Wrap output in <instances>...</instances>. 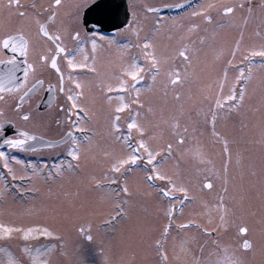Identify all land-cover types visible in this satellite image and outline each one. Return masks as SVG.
<instances>
[{
	"label": "flooded vegetation",
	"instance_id": "1",
	"mask_svg": "<svg viewBox=\"0 0 264 264\" xmlns=\"http://www.w3.org/2000/svg\"><path fill=\"white\" fill-rule=\"evenodd\" d=\"M214 2V0H62L57 16L54 21L48 22V26L51 31L57 29L63 31L64 42L70 51L76 53L77 61L89 65L88 67L71 68L63 53L56 56L55 43L39 31L37 21L44 23L51 15L52 9L49 5L53 3V0H18L21 6L19 9L15 0L11 5L9 0H0V40L5 35L22 33L26 40L28 51L26 58L29 63L37 61L39 64L38 57L41 54L49 57L56 56L60 71L64 74L61 79L60 73L51 66L49 60L47 64L38 66L35 73L29 72L27 82L22 84L19 90L0 92V95L4 97L0 100V109L3 110L0 112V122H4L0 129V151L6 153L11 167V171L5 168L4 158H0V189H7L13 200L23 198L28 194L36 195L37 193L38 195L36 191L30 193L21 189L27 187L29 182L27 174L33 171V165L36 166L37 171L43 167L44 163L58 160L64 154L68 155L71 145L67 137L69 130L76 134L81 146L91 145L89 148L93 152H102L106 148L103 143L106 141L104 136L108 130L109 115L113 122L112 118L116 114V108L121 104H127V107L118 113L120 116L118 123L121 126L119 129L112 127L111 131L115 135L112 133L111 135L115 137V145L118 149L123 151L128 148L134 151L139 138L135 135V128L129 129L128 124L138 114L139 105L136 101L139 99L140 86L146 82L145 75L142 74L143 80L135 81L127 77L129 84H135V87L121 89L115 85L123 75L121 69L125 65L144 62L147 57V51L142 47L144 40H150L149 49L154 50V53L163 59H169L171 51L177 50L178 53L180 48L187 47L194 52L192 59L196 57V69L200 72L205 60L216 57L212 47L213 43H211L214 31L209 30L208 25L216 23L223 16L234 13L237 14L234 22L238 24H246L251 15H256L255 20L259 22L264 19V0H229L224 5H236L231 14L213 10L204 12ZM174 7L178 9L163 11ZM78 9L79 16H77ZM19 11H24L26 15L20 16ZM209 15L212 17L211 21L205 19V16ZM158 19L162 21L161 24H156ZM188 23L192 27L195 25V30L190 31L191 28H185ZM74 29L81 32L79 39L71 35ZM97 30L100 35H94ZM208 31H211L209 37L207 36ZM189 32L192 33L189 35ZM172 35L182 40L178 49L174 43L176 41L172 40ZM92 39L97 41L95 50L92 49ZM174 53L176 54V51ZM11 55H16L17 63L21 68L25 67L22 64L24 56L19 52L12 53L0 44V61L7 62ZM235 64L231 69L236 70L243 67L245 76L249 71H254V68L264 65V57L259 52L253 54L247 51L243 59ZM3 67L4 65L0 64V72ZM16 76L21 81L24 80L22 71L17 72ZM165 78V81L169 80L168 73ZM38 80L42 83L37 84ZM77 82L82 87H77ZM208 85H204L206 91L210 87ZM110 86L111 91H109ZM162 86L174 87L171 84ZM179 87L181 88L180 85ZM235 87L240 89V85L238 87L235 85ZM24 92H29V96L22 102V108L32 113V118L29 120H23L20 110L15 107L17 103H21L20 96ZM80 92L83 95L77 96ZM69 96L77 100V106H73ZM77 112L80 116L76 115ZM186 127L185 125L184 129ZM25 131L30 135H35L37 140L27 141L25 148L9 147L4 144L7 138H24L22 133ZM237 132L240 134L238 129ZM173 133L164 140H170L174 136ZM123 134H126L128 138L126 144L122 139ZM200 135V138L208 136L212 138L213 131L204 130L200 132ZM154 142L157 143L156 140H153ZM211 145V140L207 139L206 144L196 147V152L200 153L197 155L199 167L196 169L201 170L204 176L200 180L188 182L189 188H192L195 195L187 193L188 199H183L185 193L177 191L173 198H169L162 194V189L170 186L169 179L156 177L151 183L148 181V200L144 201L145 197L140 193L141 196L140 194L135 196L137 202L132 204V207L141 210L138 212L140 217L135 220V225L130 228L129 232L127 230L118 232L119 229L113 228L127 214V212L125 214L119 211V203L117 214L104 223V226L109 228L102 233L99 240L100 247L92 251L103 258L102 262L89 260L81 264H227L228 260L247 264L245 252H249L251 246L245 248L244 240L247 239L238 238L237 240L230 233L236 228L235 210L243 197L236 184L233 186L231 181L221 184L214 179V173L219 171V167ZM168 152V149L165 150L163 156L157 157L156 161L163 162L169 160L170 156H174L172 152ZM13 156L17 157V160H13ZM137 165H144L141 167L150 170L145 156V159L141 158L136 165L131 162L125 164L124 171L129 173L130 170L138 168ZM73 167L76 169L75 166ZM232 168L247 171L245 165L241 168L240 165L232 164L228 172H232ZM205 179L212 180L211 189L203 186ZM100 187L103 188V185ZM109 187L116 190L120 202L124 200L126 197L122 191L124 186L113 184ZM225 187L227 192L224 191ZM222 195L225 197L224 207L220 208L217 205ZM181 201H183V207H181ZM173 204L175 207L173 218L170 221L168 211L170 205ZM146 206L148 211L145 210ZM129 207L130 204L126 209L128 210ZM223 213H226L227 227L222 226L220 222V215ZM181 214L185 215L183 219L179 217ZM189 221L192 223L189 224ZM169 224L171 227L165 233L164 228ZM218 227L222 235H227V239L223 240L227 242L225 247L220 244V235L216 232ZM81 228L88 227L83 226L76 229V233L84 237L85 233L80 231ZM204 229H210V231L205 232ZM88 231L89 229H85V232ZM240 233L245 236L247 231L240 230ZM128 236L132 238L130 243L126 239ZM147 239H150L148 248L145 246ZM157 239L161 240L163 249L167 253L166 258L155 244ZM249 243L251 245L250 241ZM23 246L43 249L46 245L36 242ZM127 253L132 256H127Z\"/></svg>",
	"mask_w": 264,
	"mask_h": 264
},
{
	"label": "rangeland",
	"instance_id": "2",
	"mask_svg": "<svg viewBox=\"0 0 264 264\" xmlns=\"http://www.w3.org/2000/svg\"><path fill=\"white\" fill-rule=\"evenodd\" d=\"M214 1V4L204 12L213 10L220 13L229 0ZM255 16L251 15L246 24H238L234 22L237 19V14L234 13L223 16L216 23L208 25V29L214 31L211 43H213L216 57L205 60L200 72L196 69V57L191 62H185L177 54V50H175L176 54L175 51H171L169 59H163L156 53L155 55L159 58V67L155 70L150 69L153 61L145 57L144 62L140 63L145 70L140 74L145 75L146 82L140 86L139 111L134 116L137 124L145 130L140 132L138 128H135L134 132L139 140L143 138L147 141L151 150L155 152L156 158L163 156L167 150V143L173 144L171 152L174 156H170L169 160L161 163L163 164L160 166L161 171L168 177L174 178L178 184L187 187L188 195H195L192 188H189L188 182L192 183L204 176L201 170L196 169L199 167L196 147L206 144L207 139L211 140V146L214 149L212 153L218 160L219 167V171L214 173V179L221 184H226L228 181H231L233 186L236 184L243 197L235 210L236 228L230 233L237 240L243 238L251 242V250L245 252L247 264H264V65L254 68V71H249L248 75H245L249 79L244 88V100L240 105L225 108L217 116L216 132L220 135L213 133L212 138L210 136L200 138V132L212 131V125L207 123H210V108L216 96L220 94L221 83H223L224 95L229 93L233 84L238 87L243 83L242 79L239 82L236 81L240 72L239 69H231L233 64L242 60L247 51L256 50L255 53H257L259 49L264 48V19L259 22L255 20ZM185 28H191L190 31L195 30L190 23ZM190 33L192 32H189V35ZM209 33L211 31L207 32L208 37ZM191 35L194 36V34ZM174 37L176 36L172 35V40L176 41L174 43L178 49L182 40ZM156 52L159 51L156 50ZM175 68H180L184 78L183 83L180 84L181 88L179 86L163 87V84L170 85L169 80L165 81L166 73ZM205 84L210 86L208 91L204 87ZM236 89L237 92L240 91ZM176 91L180 92L179 98L175 95ZM231 103L233 102L225 101V104ZM185 125L186 133L183 132ZM112 127L113 122L109 115L108 130L104 136L106 141L103 143L106 148L102 152L95 153L89 148L91 145L81 146L83 151L79 166L74 165L76 169L74 167L68 169L67 163L61 165L62 161H68L71 158L64 154L58 160L44 163L36 174H33V171L27 174L29 182L27 187L21 189L30 193L38 192L41 194L38 198L36 197L39 194L36 193V195L28 194L13 200L7 189H0V193H3L0 195V223L13 228L11 236L0 235V264H6V252L22 258L21 254L25 248L23 245L36 242L45 244V247L52 243L57 244L51 253V264H81L89 260L101 263L103 258L92 251L100 247L99 240L102 233L109 228L105 227L104 223L117 214V205L120 200L116 190L109 187L113 184L122 186L127 184L130 190L124 197V200L127 199V205L130 204L128 210L126 209L127 214L113 228L119 229L118 232L123 230L129 232L135 225V220L140 217L138 212L141 210L135 209L132 204L137 202L135 196L140 193L144 195V201L148 200L149 182L146 178L148 170L138 166L124 175L125 165L119 172L111 168L112 163L117 159L133 152L132 149L126 148L122 151L116 147ZM177 131L186 136L183 146L178 147L176 144ZM172 133L174 136L170 140H164ZM122 139L126 144L128 141L126 134H123ZM225 139L228 141L227 148H232L231 150H225L223 142ZM153 140L157 143H153ZM145 156L144 154L142 158L145 159ZM226 163L227 172H225ZM232 164L240 165L241 168L245 165L247 171L232 168V172H228ZM57 165L65 169L58 178L45 174L54 170ZM148 168L149 171H155L150 165ZM97 179L102 181L103 188L97 185ZM145 210L148 211L147 206ZM179 217L183 219L185 215L181 214ZM83 226L88 227L84 229H89L87 233L93 235V242L86 241L84 237L76 233V229ZM218 228L216 232L220 235V244L225 247L227 242L223 240L227 239V235H222L220 227ZM242 228L247 229L245 236L240 233ZM29 230L31 232L25 235ZM45 230L54 232L56 235L46 236L43 234ZM126 239L128 243L132 241L130 236ZM148 245H150V239L145 241L147 248ZM126 255L132 256L128 253Z\"/></svg>",
	"mask_w": 264,
	"mask_h": 264
},
{
	"label": "snow or ice",
	"instance_id": "3",
	"mask_svg": "<svg viewBox=\"0 0 264 264\" xmlns=\"http://www.w3.org/2000/svg\"><path fill=\"white\" fill-rule=\"evenodd\" d=\"M14 2V0H9V4L11 5ZM17 3L18 9L21 7L18 3V0H15ZM62 0H53V3L49 5V8L52 9L51 15L47 17V20L44 23H38L39 31L40 33L46 37L52 40L55 43V53L56 56H59L60 54H64L65 59L68 61V66L71 68H78V67H88L89 65L86 63H80L76 59V53L74 51H70L68 47L66 46L64 39H63V31L60 29H57L56 31H51L48 22L54 21V18L57 16V12L61 6ZM179 7V5H177ZM236 5H224L223 6V13L225 14H231L234 12ZM20 16H25L26 13L24 11H19ZM77 16H79V9L77 10ZM206 20L211 21L212 17L205 16ZM79 24V20L77 21ZM161 20H157L156 24H161ZM195 27V25H193ZM71 35L75 39H79L81 37V32L79 30H73ZM94 35H100V32L97 30ZM151 41L148 39H145L143 42L142 47L147 51V57L148 59H151L153 61V64L150 66L151 70H155L159 67V58L155 55L154 50L149 49ZM0 44H2L4 49L10 50L12 53L19 52L22 56L25 57V59L22 61V64L25 66L23 68L20 67V64L17 63V57L16 55H11L9 57V60L7 62L0 61V64L4 65L2 72H0V92H10L13 90H19L22 86V84L27 82L29 72L35 73L37 71V67L47 64L48 61H51V66L56 69L57 72L60 73L61 79H63V72L60 71V68L57 64L56 56L49 57L48 55L41 54L38 57L39 64L37 61H33L32 63L28 62V59L26 58L28 56V51L26 49V40L23 38L22 33H14L5 35L2 40H0ZM92 49L95 50L97 47V41L95 39H92L91 41ZM49 51H52V49H49ZM256 50H253V54H255ZM179 56L183 57L185 62H191L192 57L194 56V52L190 51L187 47H182L178 50L177 53ZM259 54L264 57V48L259 49ZM87 59V57H85ZM94 70V69H93ZM145 70V67L139 63H130L125 65L121 71L123 75L120 77L119 82L115 85L117 88H128V87H135V84H129L127 77H131L133 81L135 80H143V76L140 75L141 72ZM23 72L24 80L21 81L17 76V72ZM245 69L242 67L239 69L240 76L236 77V81L239 82L241 79L243 80V83L240 85V91L237 92L235 84L229 89V93L227 95L223 94V83L220 85V94L216 96L214 103L212 104L210 111H211V120L210 123L212 125V131L215 135L219 136L220 133L216 132V119L217 116H219L223 109L225 108H231V107H238L240 103L244 100V88L246 86L247 80L249 79L248 76H244ZM227 73L225 72V76ZM169 76V84L173 85L174 87H178L180 84L183 83V77L181 75L180 68H175L172 71L168 73ZM42 81H37V84H41ZM51 87V86H49ZM77 87H82V85L77 82ZM63 90V89H61ZM112 90V87H109V91ZM31 91V90H30ZM83 95L82 92L77 93V96ZM176 97H180V92L176 91L175 93ZM29 96V92H24L23 95L20 96L21 103H17L15 105L17 110H20L21 112V118L23 120H29L32 118V113L30 111L24 110L22 108V102L26 99V97ZM4 99L2 95H0V100ZM69 99L72 100L73 106H77V100L73 98L72 96H69ZM111 99V97H109ZM121 100H123V96H121ZM225 101H232L231 104H225ZM137 103H140V101L137 99ZM61 107H63L61 105ZM127 104H121L116 108V114L113 118V127L115 129L120 128V124L118 121L120 120L119 112L126 108ZM3 110L0 109V112ZM71 111V109L69 110ZM77 116H80V113H76ZM4 122H0V129H2ZM79 126V124H77ZM178 127V126H177ZM128 128H138L140 132H144V128L137 124L135 120L131 121L128 124ZM184 133L187 132V129L185 128L183 130ZM130 134V133H129ZM22 136L24 138L22 139H14V138H7L4 140V144L8 145L9 147H18V148H25L27 141H36L37 137L35 135H30L28 132H23ZM68 140L71 141V145L68 149V155L72 158L68 161H62L61 165L64 163H67V168L71 169L73 166H79V161L82 155L83 149L81 148L80 142L76 136L75 133H73L71 130L67 133ZM43 139V138H40ZM87 139V137H85ZM186 141V136L182 134L180 131L176 132V144L177 146H183ZM225 150L227 151L228 141L225 139L224 141ZM129 147H132L129 145ZM167 149L169 152L173 149V144L169 143L167 145ZM146 153V160L147 164L151 166V168L155 169V171H146V178L151 183L156 177H159L161 179H169L171 181L170 186L162 189V194L164 196H167L169 198H173L175 196V193L177 191L181 193H185V196L183 199H188L187 193L189 189L185 187L183 184H178L174 178L168 177L167 174L163 173L161 171L160 164L161 162L156 161V154L153 150H151V146L147 143V141L143 138H141L134 151L127 155L126 157L117 159L114 163H112L111 168L119 172L120 169L123 167V165L131 162L133 165H136L137 161H140L142 156ZM197 155H200L199 152L196 153ZM0 158H4V167L9 168L11 171V167L8 163V157L4 151H0ZM13 160H17V157L13 156ZM57 165L54 170L48 171L45 173L49 177L58 178L60 174H62L65 169L61 166ZM137 166H144V165H137ZM225 172H227V163L225 164ZM33 174H36V166L33 165ZM225 181L227 180V177H224ZM97 185H101L102 181L100 179L96 180ZM203 186L211 189L213 187V182L210 179H205L203 181ZM122 191L126 194L129 193V188L127 184L122 188ZM224 191L227 192V188H224ZM0 195H3V193H0ZM225 197L222 195L219 197L220 203L217 205L220 208L224 207L223 201ZM119 211L126 214V207H127V199L122 200L120 204L118 205ZM175 205H170L168 215L169 220L171 221L173 218V210ZM181 207H183V201H181ZM220 222L221 225L224 227H227V220H226V213H223L220 215ZM189 224L192 222L189 221ZM220 226V225H218ZM171 227V224L166 226L164 228V232L167 233L169 231V228ZM81 232L85 233L84 239L88 242H93L94 237L93 235L85 232V229L81 228ZM205 232L210 231V229H204ZM241 231H247L246 228H242ZM13 232V228L11 226L5 225L0 223V235L2 236H11ZM31 232L29 230L25 233V235H28ZM46 236H54L56 233L49 232L48 230H45L43 233ZM155 244L157 245L159 251L161 254L166 258L167 253L163 249V245L161 244V240L157 239L155 241ZM251 245L248 240H244V247L249 248ZM57 247L56 243L50 244L48 247H44L43 249L40 248H28L25 247L22 252V258L18 257L16 255H13L12 253L6 252L5 255L7 256L6 264H51V253L52 250ZM227 264H239L238 261L234 260H228Z\"/></svg>",
	"mask_w": 264,
	"mask_h": 264
}]
</instances>
